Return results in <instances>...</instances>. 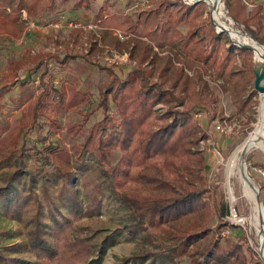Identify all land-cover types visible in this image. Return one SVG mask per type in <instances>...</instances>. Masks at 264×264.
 <instances>
[{
  "label": "trees",
  "instance_id": "16d2710c",
  "mask_svg": "<svg viewBox=\"0 0 264 264\" xmlns=\"http://www.w3.org/2000/svg\"><path fill=\"white\" fill-rule=\"evenodd\" d=\"M91 1L78 0L75 5L89 7ZM223 2L233 21L243 26L255 42L264 46L263 4L257 3L249 12L245 0ZM55 5L56 0H0V37L21 39L26 29L23 12L27 13V20H36L41 8L51 11ZM206 11L205 3L189 7L179 0L145 12L135 20L126 14L113 13L101 21V26L108 30L135 34L133 51L140 65L123 77L111 68L103 67L111 75L108 82L98 87V108L103 110L104 118L91 128L84 148L87 151L97 144L96 151L102 159L119 149L123 156L113 169L112 185L120 190L122 202L130 208L134 228L148 234L150 227L165 240L180 241L168 251L138 256L152 257L150 264H155L157 259L173 262L186 258L197 264L198 255L210 253L216 256L219 251L223 253L221 256H225L219 241H206L211 233L207 224L212 217L210 202L205 197L208 193L206 171L209 159L199 149L200 141L206 135L194 116L197 111L218 102L205 80L206 76L215 81L223 80V91L230 94L238 111L246 112L251 98L244 99V96L250 86L254 87L255 63L252 50L236 47L226 34L216 33L210 20H203ZM181 27L187 31H182ZM111 42L119 49L125 47L116 39ZM154 47L164 55L156 52ZM25 54L19 67L29 60H38L27 52ZM237 59L241 62L240 70L235 69ZM41 64L35 69H39ZM177 64H182V67ZM186 69L192 72L193 77ZM47 70L48 67L41 79L45 78ZM157 75L162 85L151 82ZM167 84L171 85L170 90L163 88ZM50 89H54L52 84L45 85L38 96L33 108L35 115L43 105L42 96H49ZM157 104L170 106L161 118L154 116L153 108ZM113 105L120 117V130L111 131L104 137L101 133L105 131L104 125ZM178 106L183 110H177ZM72 171L71 167L59 166L54 172L56 179L64 181L59 197L63 200L64 193H68L69 201H63V205L69 203L71 216L58 213L60 205L52 206L51 198L45 194L49 223L36 192L10 198L9 188L0 189L5 216L22 223L26 237L21 243L0 247V264H102L115 236L99 242L96 232L91 233L86 227L75 225L80 217L99 218L102 201L97 198V191H101L99 186L90 189L93 199L83 212ZM19 174L10 177L8 187ZM223 228L226 229L227 225L218 226L219 231ZM204 243H208L205 252L200 251ZM24 253H29L34 260L23 259ZM225 259L230 264H248L238 243L231 247Z\"/></svg>",
  "mask_w": 264,
  "mask_h": 264
},
{
  "label": "rangeland",
  "instance_id": "374dc122",
  "mask_svg": "<svg viewBox=\"0 0 264 264\" xmlns=\"http://www.w3.org/2000/svg\"><path fill=\"white\" fill-rule=\"evenodd\" d=\"M77 1L56 0L53 10L46 11L41 8L38 19L28 18L27 28L30 35L22 43L25 46L24 51L13 49V45L9 44L11 41L1 37L0 47L5 46L7 49H0V189L9 188L10 198L29 196L31 192H36L46 213V222L49 223L50 214L45 194L51 198L52 206L56 203L60 205L58 213L71 216L69 203L63 205V201H69L68 193H64L63 200L59 197L64 181L56 179L54 173L59 166L65 169L71 167L76 177L77 197L83 212L88 209L93 199L90 189L99 186L101 191H97V198L102 201L99 218L91 220L89 217H80L75 225L86 227L91 233L96 232L99 242L108 236H115L113 244L107 248L102 264H150L152 257L138 256L168 251L175 248L180 241L177 243L165 240L150 227L148 234L134 228L130 208L122 202L120 190L112 185L113 169L123 156L119 149L102 159L101 154L96 151L97 144L87 151L84 148L91 128L104 118L103 110L98 108V87L108 82L111 75L103 67L111 68L123 77L140 65L138 56L130 50L134 47L135 34H126L134 35V38L126 42H121L114 36V31H106L109 35L103 36L101 33L107 28L101 26V21L113 13L126 14L135 20L143 12L141 6H137L136 0H93L89 7L80 8L75 5ZM178 2L179 0H151L149 7L144 9L149 12L165 7L168 3ZM262 16L264 19V10ZM204 19L211 21L206 14ZM56 22L63 26L61 30L50 33L42 31L50 23ZM76 23L78 27L70 28V24ZM181 30L185 32L187 28L181 27ZM112 39L118 40L125 47L119 49L111 42ZM97 40L98 43H95ZM105 46L120 53L132 51V60L136 61V65L126 63L115 66L94 58L104 52ZM25 51L38 60H29L22 68L17 63ZM74 56L76 58H72ZM254 62L259 65L262 61L254 55ZM40 63L41 66L36 70L35 66ZM235 66L236 70L241 69L238 59ZM46 67L48 73L41 79ZM189 76L193 77L192 74ZM205 80L218 100L211 107L197 111L194 116L206 135L201 139L199 149L209 159L206 171L208 193L205 197L210 202L212 217L207 224L211 233L206 241H219L225 256L220 255L223 254L221 251L216 256L205 253L196 257V263L230 264L225 262V257L231 247L238 243L243 248L248 264H264L258 252L256 228L252 221L257 207L256 195L253 191L248 194L240 180V161L235 169L230 167L234 154L249 138L259 121L262 96L258 92L254 94V87L250 86L244 96V99L251 98L248 109L241 113L230 94L223 91V80L215 81L209 76ZM151 82L162 85L158 75ZM50 84L54 89H50L48 97L42 96L43 105L39 114L35 115V102L45 85ZM163 88L170 90L171 85H164ZM169 108V105L157 104L153 108L154 116H165ZM177 110L183 108L178 106ZM199 114L202 115L201 119L196 117ZM108 117L109 120L104 125L105 131L101 133L104 137L111 131L120 130V117L114 105ZM219 122L236 124V128L231 133H219L214 128ZM243 160L249 181L259 189L264 206V179L255 171L257 167H264V150L252 149ZM15 173L20 174L17 179L11 180L8 187L10 177ZM88 182L89 187L86 186ZM15 189L17 192H14ZM2 203L0 201V247L4 248L21 243L26 237L24 225L6 217ZM234 211L241 222L235 223L232 220L230 213H235ZM221 224H226L227 228L219 231L218 226ZM202 246L200 251L208 250V243H204L203 248ZM22 257L25 260H34L29 253H24ZM97 257L98 255L95 256ZM194 262L188 258L175 259L173 262L157 259L155 264Z\"/></svg>",
  "mask_w": 264,
  "mask_h": 264
},
{
  "label": "built area",
  "instance_id": "2783aa9c",
  "mask_svg": "<svg viewBox=\"0 0 264 264\" xmlns=\"http://www.w3.org/2000/svg\"><path fill=\"white\" fill-rule=\"evenodd\" d=\"M136 1H137V6H141L142 12L145 13L146 10L144 9V7H149V3L151 0H136ZM181 1L189 7L195 6L199 3H205L207 5L206 16L207 17L210 16L211 23L214 25L216 29V33L226 34L232 41L233 45H235L236 47L241 48L243 45L248 46L247 43L249 42L258 44L248 35V33L246 32L243 26L237 25L233 21V19L228 15V12L226 10L223 0H181ZM216 2H218L219 5H221V10L219 12L216 10V6H215ZM245 2H246L247 9L249 12H251L257 4L256 0H245ZM69 26L70 28L74 26L75 28L78 27L77 23L75 25L70 24ZM62 28L63 26L61 25V23L56 22V23H50L47 27L43 28L42 31H44V33H50L53 31L61 30ZM90 28L92 29V27ZM233 34H235L236 36L234 37ZM113 35L118 37L121 42H126L130 38H134V35H126L123 32L118 31V30L114 31ZM142 40L147 41V39H142ZM130 50H133V47H131ZM154 50L158 52L160 55H164L163 53L159 51L157 47H154ZM86 53L89 56V53L87 51ZM131 54H132V51L131 53L130 52L120 53L108 46H105L104 52L102 54L96 55L94 58H97L98 60L100 59L101 61L105 63L115 65V66H120L126 63L127 64L134 63L136 65V61L132 60ZM177 66L182 67V64H177ZM186 71L190 75L192 74V72L188 71L187 69ZM196 117L201 119L202 115L199 114V115H196ZM214 128L219 133L227 134V133H231L234 131V129L236 128V124H231L228 122H219L215 124ZM255 171L260 176H262L264 179V167H257L255 168ZM230 214H231L232 220L235 223L241 222L239 221L240 219L238 218V215L236 214V212L230 213Z\"/></svg>",
  "mask_w": 264,
  "mask_h": 264
},
{
  "label": "bare ground",
  "instance_id": "6f19581e",
  "mask_svg": "<svg viewBox=\"0 0 264 264\" xmlns=\"http://www.w3.org/2000/svg\"><path fill=\"white\" fill-rule=\"evenodd\" d=\"M215 6H216V10L219 12L221 10V5H219V3L216 2ZM233 36L235 37L236 35L233 34ZM247 45L252 46L256 51L257 57L261 59L262 54L264 52V48L255 43H249ZM262 100H263V105L260 108V112H259L260 115L258 119L259 121L256 124L254 131L250 134L249 138L234 154V157L231 161V166H230L235 169V167L237 166V163L240 161V167H241V179L240 180H242L248 194L250 191H253V188H252V183L248 179L246 168L242 164L241 154H243L244 151L248 152L256 148H261L264 150V95L262 96ZM252 221L256 228L257 241H258V246H257L258 252H259L261 259L264 261V206L263 205L262 207L261 205H257L255 215L253 216Z\"/></svg>",
  "mask_w": 264,
  "mask_h": 264
},
{
  "label": "water",
  "instance_id": "95a60500",
  "mask_svg": "<svg viewBox=\"0 0 264 264\" xmlns=\"http://www.w3.org/2000/svg\"><path fill=\"white\" fill-rule=\"evenodd\" d=\"M241 48H247V49L252 50L254 52L255 57H257L256 51L253 47L243 45ZM261 61L262 62L259 65H257V62H254L255 63V65H254V74H255L254 90L256 92H258L261 96H263L264 95V52L262 54ZM246 153H247L246 151L243 152V154H242L243 159H244ZM243 159H242V164L244 165ZM252 188H253V192L256 195L257 205H261V207H262L263 204H262V201H261V198L259 195V190L256 187H254L253 185H252Z\"/></svg>",
  "mask_w": 264,
  "mask_h": 264
},
{
  "label": "crops",
  "instance_id": "0c3cea01",
  "mask_svg": "<svg viewBox=\"0 0 264 264\" xmlns=\"http://www.w3.org/2000/svg\"><path fill=\"white\" fill-rule=\"evenodd\" d=\"M256 2L257 3H261V4H263V6H264V0H256ZM27 13L26 12H23V18H22V20L23 21H25V25H26V29H25V31H24V33H23V36L21 37V39H19V40H14V39H8V38H6L8 41H11V43H9L11 46L13 45V49L14 48H19V51H24V48H25V46L22 44L24 41H26V38L30 35V34H28L29 32H28V28H27ZM26 18V19H25ZM101 30H103V29H101ZM117 29H111V30H108V29H106L105 31H103L102 33H101V35H106L107 33H106V31H109V32H111V31H116ZM118 31H120V30H118ZM40 35H41V33H40ZM100 37V36H99ZM1 37H0V42H1ZM98 41L99 40H97V41H95V43H98ZM4 42V41H3ZM2 48H6L7 49V47H5V46H2V47H0V49H2ZM134 48V47H133ZM3 52H5L4 50H3ZM25 52H27V51H25ZM25 52H24V54H23V56H22V59L17 63V65H19L20 63H21V61H23V59H24V57H25ZM2 54V51H0V55ZM35 55V54H34ZM31 56V55H30ZM31 57H33V58H35V56H31ZM26 65V64H25ZM24 66H22V68H23Z\"/></svg>",
  "mask_w": 264,
  "mask_h": 264
}]
</instances>
